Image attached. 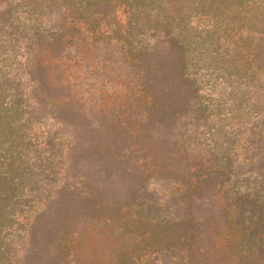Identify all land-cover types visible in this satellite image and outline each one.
<instances>
[{"label": "rangeland", "instance_id": "374dc122", "mask_svg": "<svg viewBox=\"0 0 264 264\" xmlns=\"http://www.w3.org/2000/svg\"><path fill=\"white\" fill-rule=\"evenodd\" d=\"M64 1L69 11L59 22H79L69 44L51 50L62 61L47 65L44 104L36 108L41 125L27 132L32 141L24 150L33 164L20 167L16 192L3 194L17 197L3 204L0 264H242L234 249L240 237L228 229L236 222L230 218L238 217L232 206L237 193L264 208L262 72L252 66L246 81L232 79L246 106L229 107L224 82L202 71L201 51L187 70L180 51L165 41L131 54L123 42V1L111 0L117 8H105L97 22L81 13L83 0L73 7ZM27 10L22 0H0V82L26 86L31 79ZM209 18L196 20L206 27ZM98 26L106 35L94 38ZM206 36L198 46L203 54L210 50ZM244 38L254 37L245 32ZM236 60L241 69L251 64L243 50ZM256 66L264 69L262 62ZM196 74L211 76L213 88L203 84L196 94ZM64 103L67 124L56 112ZM7 153L0 146V166ZM221 164L229 165L231 181L201 167ZM251 223L264 232L257 216ZM259 247L242 260L264 264Z\"/></svg>", "mask_w": 264, "mask_h": 264}, {"label": "trees", "instance_id": "16d2710c", "mask_svg": "<svg viewBox=\"0 0 264 264\" xmlns=\"http://www.w3.org/2000/svg\"><path fill=\"white\" fill-rule=\"evenodd\" d=\"M22 1L27 3V11L31 17V23H33L30 28L33 56L27 68L31 79L26 86L15 83L10 84L13 83L10 80L0 82V146L8 149L4 162L0 166V219L3 214L7 215L5 211L7 206L3 205L4 202L17 197L12 194L10 199H4V192H16V187L22 181L19 175L21 172L20 167L32 166L34 161L29 157L28 152L24 150L25 148L30 149L27 143L32 141L27 137V132H30L35 126L41 125L37 114L44 104L41 100L40 90L45 93L47 65L62 61V57L54 56L51 50L55 45L65 46L69 44L68 33L72 32L79 22V20L72 17L70 18V24H63L65 22L63 19L59 22L58 15L69 11L67 3L61 5L62 1H67ZM120 1H123L127 21V26H123L125 29L123 42L128 50L127 52L145 54L151 52L153 43L165 41L180 51L182 61L188 63L187 67L185 66L187 70L190 65L189 62L197 60L193 59V55L198 54L197 50L201 51L199 55L203 56L204 60L200 61L203 65H207L206 68L201 70L215 74L214 77L212 74L211 76L214 80H217L216 83L224 82L228 92L223 99L226 100L229 107L235 106L239 109L246 106L239 98L236 88L238 84L232 79L239 77L246 81L249 71L253 69L252 66L255 67V71H261V77H264V69L262 70L256 66L258 62L264 63V56L261 55V51L264 52V0ZM69 2L71 7L77 4L74 0H69ZM83 3L85 7L81 10V13H84L83 15L87 17H97L96 22L100 21L99 17L104 13L105 8H117V5H113L116 4L115 1L111 2V0H83ZM175 4L178 5V8L171 7ZM165 5L171 8H163ZM228 14L233 15L234 18ZM203 17H210L208 19L211 23L210 26L205 27L200 20H196V18ZM155 20H163L166 24L165 26H154ZM82 21L85 26H88L86 19ZM46 28L52 31V35L43 36ZM229 32H234V34L229 35ZM245 32H249L254 38L245 39ZM96 34L105 36L106 32H104L102 26H98V29L93 32L94 38ZM202 35H207L206 37L210 39V50L204 54L202 51L206 50H200L198 47L204 40ZM242 50L250 57L251 64L241 69L240 66H237L236 59L239 58V54L241 57ZM190 67L192 68L191 65ZM37 74L40 75V78L36 77ZM197 75H195V81H192L193 85H191L196 94L202 91L203 84L205 87L209 85L213 88V82H207V79H211V76L200 75L201 78H196ZM71 84L67 83V85ZM58 110H60L58 113L60 116L59 122L67 124L71 116L68 112L70 111L69 105L66 103L61 104L56 107V112ZM17 150L19 151L17 152ZM255 150L258 151L259 148L257 147ZM201 167L206 168V175L208 173L209 176L216 179L220 178L223 182L231 181V178H233L232 172L227 170L229 167L227 164ZM245 173L252 174V170ZM259 204V200H251L250 196H243L241 192L237 193V197L232 200V206L238 212V217L230 218L232 223L236 222L234 227L231 224L228 233L235 231L237 236L240 237L239 243L235 245L234 249L240 255L239 260L242 264L248 263L242 259L250 258L259 245L260 250L264 252V232L262 228L258 229L259 226L257 225L254 230L251 223L256 216L260 222L264 221V208H259ZM247 216L248 218L250 216L249 222Z\"/></svg>", "mask_w": 264, "mask_h": 264}]
</instances>
